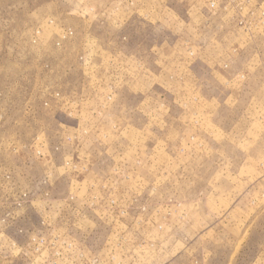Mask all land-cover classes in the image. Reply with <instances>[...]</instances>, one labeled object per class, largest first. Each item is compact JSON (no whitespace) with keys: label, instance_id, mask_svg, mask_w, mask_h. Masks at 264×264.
I'll return each mask as SVG.
<instances>
[{"label":"rangeland","instance_id":"obj_1","mask_svg":"<svg viewBox=\"0 0 264 264\" xmlns=\"http://www.w3.org/2000/svg\"><path fill=\"white\" fill-rule=\"evenodd\" d=\"M0 264H264V0H0Z\"/></svg>","mask_w":264,"mask_h":264}]
</instances>
